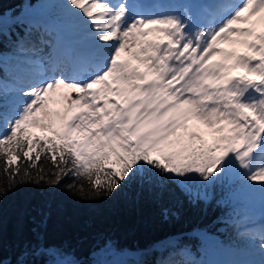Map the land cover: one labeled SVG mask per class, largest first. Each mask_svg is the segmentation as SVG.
<instances>
[{
	"label": "snow or ice",
	"instance_id": "snow-or-ice-1",
	"mask_svg": "<svg viewBox=\"0 0 264 264\" xmlns=\"http://www.w3.org/2000/svg\"><path fill=\"white\" fill-rule=\"evenodd\" d=\"M49 7L60 9L59 28L70 39L41 40L51 51L39 47L35 59L17 65L22 74L11 85L0 81V175L9 178L0 199L21 184L52 187L65 178L68 190L91 199L132 183L172 182L198 200L225 181L264 193V183H252L264 182V0H58ZM0 18L29 32L23 14ZM225 42L244 51L220 47ZM105 250L137 264L149 251L118 252L110 242ZM44 252L58 257L49 264H80L71 252ZM186 255L185 246L156 264Z\"/></svg>",
	"mask_w": 264,
	"mask_h": 264
},
{
	"label": "trees",
	"instance_id": "trees-1",
	"mask_svg": "<svg viewBox=\"0 0 264 264\" xmlns=\"http://www.w3.org/2000/svg\"><path fill=\"white\" fill-rule=\"evenodd\" d=\"M31 1L34 0H0V17L6 11H11L13 17L23 14L25 27L40 30L35 22L40 17L33 16L34 10H25ZM54 19L51 22L59 26V18ZM5 27L12 33L10 39L4 34ZM43 29L44 35H50L55 28L46 22ZM23 31L20 25L10 22L6 25L0 18V81L8 85L22 74L17 65L22 67V61L32 58L30 52L36 49L33 43L21 45L15 33ZM21 46L25 51L19 50ZM8 179L0 175V184H6ZM69 183H72L70 178L52 187L21 184L0 199V264H49L58 259L46 254L44 249L71 252L80 264L120 260L105 254L109 242L118 252L149 250L139 257L144 264L168 259L169 253L185 246L204 260L214 252L231 257L243 255V245L250 238L240 231L242 223L237 226L236 222L264 208V193L258 187L238 191V181L232 185L227 181L217 183L209 189L207 200L190 198L172 182L153 188L125 184L111 196L98 199L89 198L88 191L68 190L65 185ZM220 241L229 245L228 251L221 250ZM169 242H174V246ZM25 252L28 254L24 255ZM124 257L127 264H137V257ZM225 258L231 264L232 259ZM178 260L184 261L185 257H171L172 264Z\"/></svg>",
	"mask_w": 264,
	"mask_h": 264
},
{
	"label": "rangeland",
	"instance_id": "rangeland-1",
	"mask_svg": "<svg viewBox=\"0 0 264 264\" xmlns=\"http://www.w3.org/2000/svg\"><path fill=\"white\" fill-rule=\"evenodd\" d=\"M162 0H149V2H160ZM58 0H34L26 4L25 10L26 11H32L36 13L40 18L39 20H35L36 24L40 27V30L38 28H35L33 30H29V32L26 34L25 31H23L20 34V37L23 38V44H29L33 43L36 45V49L32 50L30 53L32 55V58L36 56L38 53L37 49L39 47H45L46 51H50L47 45L40 44L41 40H45L49 42V45L55 44L57 42V32L61 29H58L57 27L54 30V34L52 33L50 36L44 35V26L45 23L48 22L50 25H52V28H55V24L51 21H55V17L58 18L61 15L60 9L57 8H51L49 5L57 3ZM32 19V18H31ZM34 19H32L33 21ZM59 22V21H58ZM220 47L225 49H235L236 51H244V49L239 45H233L230 43H221ZM242 72L241 69H237L234 74H238ZM74 95V94H73ZM52 107H61L59 104H52ZM211 139V137H209ZM193 187H198V185H193ZM249 197V196H248ZM245 200H247L245 198ZM252 211V210H251ZM249 211V212H251ZM246 220V221H245ZM243 221H241L242 225H240V231H244L247 236H249L250 240L249 242L245 243L243 247L245 248L244 251H242L243 255H234L230 256L227 253H225V256H228L232 259L231 264H264V208L261 211H258V213L251 212L250 216L247 217ZM254 226H257L256 228ZM251 228L253 231H245V229ZM220 248L223 251H228L229 245L223 241L219 242ZM220 253V252H219ZM219 255L218 253H214ZM220 255L223 256V254L220 253ZM220 255L218 257H220ZM215 256V255H214ZM185 260L182 261L184 264H200L201 258L195 257L192 253L190 255L184 256ZM212 257V255H211ZM224 257V256H223Z\"/></svg>",
	"mask_w": 264,
	"mask_h": 264
},
{
	"label": "bare ground",
	"instance_id": "bare-ground-1",
	"mask_svg": "<svg viewBox=\"0 0 264 264\" xmlns=\"http://www.w3.org/2000/svg\"><path fill=\"white\" fill-rule=\"evenodd\" d=\"M203 1H205V0H203ZM169 2H171V0H162V1H160L159 3H162V4H167V3H169ZM255 228L257 227V226H254ZM264 231V230H263Z\"/></svg>",
	"mask_w": 264,
	"mask_h": 264
}]
</instances>
